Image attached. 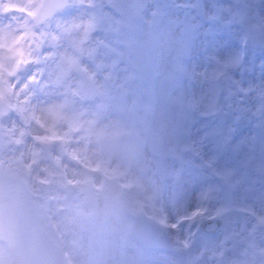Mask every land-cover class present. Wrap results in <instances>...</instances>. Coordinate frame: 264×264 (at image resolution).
Wrapping results in <instances>:
<instances>
[{
    "label": "snow or ice",
    "instance_id": "6c2138e0",
    "mask_svg": "<svg viewBox=\"0 0 264 264\" xmlns=\"http://www.w3.org/2000/svg\"><path fill=\"white\" fill-rule=\"evenodd\" d=\"M0 32L37 69L167 115L172 264H264V59L255 76L245 65L264 57V0H0Z\"/></svg>",
    "mask_w": 264,
    "mask_h": 264
},
{
    "label": "rangeland",
    "instance_id": "374dc122",
    "mask_svg": "<svg viewBox=\"0 0 264 264\" xmlns=\"http://www.w3.org/2000/svg\"><path fill=\"white\" fill-rule=\"evenodd\" d=\"M14 39L0 32V168L25 181L63 264H172L169 248H145L129 228L136 214L159 224L169 207L167 115L96 84L102 95L83 98L73 70L29 65ZM261 59L246 56V75L261 72Z\"/></svg>",
    "mask_w": 264,
    "mask_h": 264
},
{
    "label": "water",
    "instance_id": "95a60500",
    "mask_svg": "<svg viewBox=\"0 0 264 264\" xmlns=\"http://www.w3.org/2000/svg\"><path fill=\"white\" fill-rule=\"evenodd\" d=\"M75 71V70H74ZM80 91L83 97H100L102 91L82 74ZM130 229L136 239L145 246L167 247L162 237L161 226L141 215L133 218ZM210 222L204 223L207 229ZM218 224V222H217ZM0 242L9 251V264H62L59 249L45 233L40 223L31 193L23 179L6 175L0 168Z\"/></svg>",
    "mask_w": 264,
    "mask_h": 264
}]
</instances>
